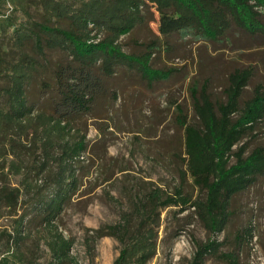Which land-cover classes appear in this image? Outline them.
I'll list each match as a JSON object with an SVG mask.
<instances>
[{
  "label": "trees",
  "instance_id": "trees-1",
  "mask_svg": "<svg viewBox=\"0 0 264 264\" xmlns=\"http://www.w3.org/2000/svg\"><path fill=\"white\" fill-rule=\"evenodd\" d=\"M6 1L22 17H4L11 36L0 44V178L19 177L16 186L0 184V208L16 216L6 238L20 246L37 233L50 264H80L57 220L89 173L83 120L114 114L128 82L160 95L174 67L156 59L163 48L170 52L173 35L210 43L232 30L264 36V0ZM151 23L152 37H134L125 51L122 37ZM254 76L255 64L233 60L221 98L213 97L208 77L186 76L187 104L172 101L180 182L170 192L157 185L135 192L117 221L92 229L89 243L103 236L117 241L111 264L149 263L167 207L190 210L209 235L224 230L233 198L264 176V142L246 141L264 123V84L244 96ZM219 244L210 237L197 242L192 264L218 253Z\"/></svg>",
  "mask_w": 264,
  "mask_h": 264
},
{
  "label": "rangeland",
  "instance_id": "rangeland-1",
  "mask_svg": "<svg viewBox=\"0 0 264 264\" xmlns=\"http://www.w3.org/2000/svg\"><path fill=\"white\" fill-rule=\"evenodd\" d=\"M6 15L22 18L18 11L11 12L6 0H0V44L11 36ZM154 32L156 24L151 23L134 36L122 37L123 49L134 47V37L149 39ZM162 50L156 64L174 68L160 95L148 96L128 82L119 94L114 114L83 120L89 141V173L57 220L59 230L74 240L71 253L80 264H111L118 253L117 241L103 236L89 243L87 236L92 229L117 221L128 207L129 196L156 185L170 192L180 182L182 161L172 156L173 152L180 153V130L173 122L172 101L187 104V75L208 77L213 97L221 98L222 83L233 60L251 61L255 76L244 96L251 95L254 85L264 84V36L249 38L232 30L225 40L210 43L180 33L171 37L168 54ZM246 141L253 146L264 142V123L255 138ZM18 180V176L7 174L0 178V184L16 186ZM15 217L0 208V264H50L49 250L37 233L20 246L7 241L6 233L11 231ZM209 237L219 241V251L208 255L202 264H264V176L233 198L228 222L216 235H209L190 210L180 213L177 207L165 208L159 249L148 264H192L196 243ZM227 253H233L235 260L224 256Z\"/></svg>",
  "mask_w": 264,
  "mask_h": 264
}]
</instances>
